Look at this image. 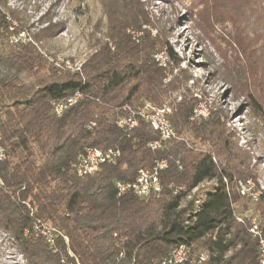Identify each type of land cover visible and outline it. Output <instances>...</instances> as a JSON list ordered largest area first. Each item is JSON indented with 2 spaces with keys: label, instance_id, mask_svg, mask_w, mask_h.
I'll list each match as a JSON object with an SVG mask.
<instances>
[{
  "label": "trees",
  "instance_id": "1",
  "mask_svg": "<svg viewBox=\"0 0 264 264\" xmlns=\"http://www.w3.org/2000/svg\"><path fill=\"white\" fill-rule=\"evenodd\" d=\"M133 1L107 0L105 41L71 74L56 69L32 44L9 43L12 22L16 30L27 24L0 0V228L27 264H158L177 245L186 246L190 258L205 252L204 264H260L247 212L253 208L260 216L264 237V194L255 199L240 194L238 184L252 178L250 156L227 134L218 113L196 121L192 102L182 100L169 116L178 137L208 143L207 153L177 140L151 151L148 144L158 135L148 124L138 122L129 135L115 125L125 105L164 102L165 74L153 59L156 53L166 49L174 67L180 65L165 36L146 30L142 6ZM203 5L209 16L222 18L220 10L225 11L237 52L227 81L264 122V0H204ZM43 23L35 41L53 39L63 27L50 19ZM130 28L141 33L137 42L127 33ZM76 90L84 98L55 117L51 103ZM90 122L92 131L86 129ZM86 148H116L120 157L79 177L73 165ZM162 160L167 168L159 172V193L117 195L116 181L131 182L139 169ZM204 181L215 186L194 212L196 198L185 200ZM179 187L183 190L174 193ZM37 223L56 231L55 253L34 232Z\"/></svg>",
  "mask_w": 264,
  "mask_h": 264
},
{
  "label": "rangeland",
  "instance_id": "2",
  "mask_svg": "<svg viewBox=\"0 0 264 264\" xmlns=\"http://www.w3.org/2000/svg\"><path fill=\"white\" fill-rule=\"evenodd\" d=\"M137 1L149 22L146 30L152 35H164L180 60L178 68L171 60L161 67L165 74L162 88L167 89V95L159 106H168L172 114L182 100L191 101L192 112L196 109L204 113L196 121L207 119L210 113H218L220 122L228 128L227 134H232L238 147L250 156L252 178L239 183L238 188L240 184L244 185L253 199L259 193L264 194V122L255 117L249 104L227 81L237 52L229 36L232 30L225 11L220 10L224 14L222 18H217L214 13V18H211L212 14L209 16L208 10L204 9V0ZM7 6L20 13L22 20L26 21V32L38 52L56 62L68 61L73 67H81L98 42L105 41L107 12L111 8L107 0H7ZM7 14L11 17L8 11ZM48 19L52 23H62V29L53 39L35 41L33 35L46 25L43 22ZM137 31L131 28L127 31L136 42L141 34ZM162 51L167 53L166 49ZM261 63L264 74V57ZM183 70L189 74L188 77L181 72ZM171 82L173 84L169 87ZM179 138L188 142V148L196 153L211 151L206 142L194 141L186 134ZM199 193L191 198H198ZM247 215L261 220L253 208ZM56 251L53 247V252ZM0 264H27L18 245L1 228Z\"/></svg>",
  "mask_w": 264,
  "mask_h": 264
},
{
  "label": "built area",
  "instance_id": "3",
  "mask_svg": "<svg viewBox=\"0 0 264 264\" xmlns=\"http://www.w3.org/2000/svg\"><path fill=\"white\" fill-rule=\"evenodd\" d=\"M7 14V20L9 19ZM9 31L11 35L9 37V43L12 45L18 44H32L37 48L33 42L31 36L26 32V29L16 30V23L12 22ZM44 57L53 64V66L61 71L65 72H80L81 67H73L70 62H56L52 60L45 54ZM154 61L159 67H165V64L170 60L169 55L165 51L156 53L153 56ZM84 98V94L80 90H76L68 97L53 101L51 103L52 114L55 117H61L67 110L76 105L79 101ZM125 114L119 116L115 120L116 127L121 130L125 135H129L138 125V122H144L150 126V128L155 131L158 138L151 141L148 144V148L151 151H159L168 146L172 140L184 141V139L179 138L175 129L169 121V116L171 115V109L168 106H155L147 100H144L140 105L136 107L127 106L123 107ZM192 119H198L204 113L200 110H193ZM95 127L94 122L87 124L86 129L92 131ZM120 157V151L116 148H86L78 156L73 169L79 177H84L91 175L96 172L103 164H115L117 159ZM4 158V153L0 151V161ZM167 168V163L165 161H156L154 166L150 170L139 169L135 176V179L131 182H120L116 181L114 187L117 190V195H122L125 192H132L138 198H146L151 193H159L161 190V185L159 183V172ZM215 186L214 181H204L196 186L186 197V199L192 200L191 196L195 194H200L198 198L194 201L193 211H197L200 207L201 200L210 192ZM179 190H183V187L175 188L174 193ZM239 190L241 195L251 194L247 193V188L240 184ZM247 193V194H246ZM255 198V197H254ZM236 220L244 224V219L241 216H237ZM259 221L254 218H249L248 232L253 239L257 242L258 247V259L260 264H264V237L258 226ZM35 233L39 234L41 237L45 238L47 243L54 247L55 230L39 223L35 224ZM207 260V254L201 253L195 258H190L189 249L184 245L175 246L169 253V255L162 259L158 264H204Z\"/></svg>",
  "mask_w": 264,
  "mask_h": 264
}]
</instances>
